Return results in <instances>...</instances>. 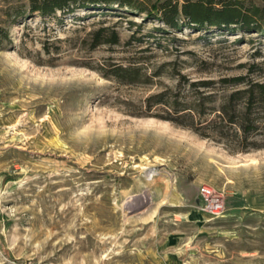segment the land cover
Here are the masks:
<instances>
[{
  "label": "rangeland",
  "instance_id": "rangeland-1",
  "mask_svg": "<svg viewBox=\"0 0 264 264\" xmlns=\"http://www.w3.org/2000/svg\"><path fill=\"white\" fill-rule=\"evenodd\" d=\"M16 1L0 0V18ZM115 8L9 25L0 49V264H264V148L230 151L155 116L163 106L147 108L151 94L177 90L179 74L264 76V34L163 33L159 21ZM100 26L116 27L120 43L92 48ZM129 64L137 82L111 76ZM186 84L180 95L192 98ZM202 185L220 194V210L203 209ZM144 192L149 202L126 208Z\"/></svg>",
  "mask_w": 264,
  "mask_h": 264
},
{
  "label": "trees",
  "instance_id": "trees-1",
  "mask_svg": "<svg viewBox=\"0 0 264 264\" xmlns=\"http://www.w3.org/2000/svg\"><path fill=\"white\" fill-rule=\"evenodd\" d=\"M115 7L131 14H143L144 21H159L162 26L156 28L163 33L167 28L181 30L185 27L264 34V0H19L3 10L5 18H0V49L11 39L9 25L19 20L38 15L57 22L74 15L78 9L108 13L117 11ZM89 35L92 48L120 43L119 32L113 26H100ZM130 39L140 40L135 32ZM138 68L131 64L117 65L111 76L123 83H135L140 79V74H136ZM179 75L177 90H162L147 97V108L163 106L164 114L156 113L155 116L192 128L233 152L264 148L263 75L241 74L189 82L184 75ZM184 83L194 93L192 98L180 95ZM217 89L222 90L220 96H217ZM201 117H206L203 123L198 122Z\"/></svg>",
  "mask_w": 264,
  "mask_h": 264
},
{
  "label": "built area",
  "instance_id": "built-area-1",
  "mask_svg": "<svg viewBox=\"0 0 264 264\" xmlns=\"http://www.w3.org/2000/svg\"><path fill=\"white\" fill-rule=\"evenodd\" d=\"M200 193L203 198V209L208 212L218 211L222 208V199L220 198V194L212 190L207 185H202L200 187Z\"/></svg>",
  "mask_w": 264,
  "mask_h": 264
},
{
  "label": "bare ground",
  "instance_id": "bare-ground-1",
  "mask_svg": "<svg viewBox=\"0 0 264 264\" xmlns=\"http://www.w3.org/2000/svg\"><path fill=\"white\" fill-rule=\"evenodd\" d=\"M150 178L153 177V173H151ZM151 197L148 193L134 194L131 195L130 198L126 201V208L133 209L138 205L143 204L144 202H149ZM136 202V203H135Z\"/></svg>",
  "mask_w": 264,
  "mask_h": 264
}]
</instances>
